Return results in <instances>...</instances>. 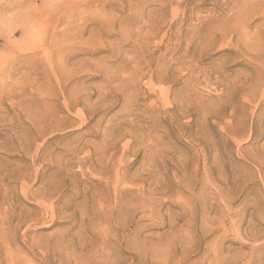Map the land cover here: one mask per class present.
Listing matches in <instances>:
<instances>
[{"label":"rangeland","instance_id":"1","mask_svg":"<svg viewBox=\"0 0 264 264\" xmlns=\"http://www.w3.org/2000/svg\"><path fill=\"white\" fill-rule=\"evenodd\" d=\"M0 264H264V0H0Z\"/></svg>","mask_w":264,"mask_h":264}]
</instances>
